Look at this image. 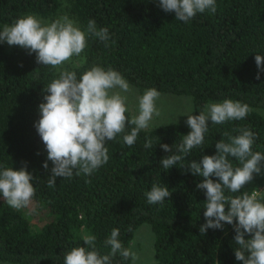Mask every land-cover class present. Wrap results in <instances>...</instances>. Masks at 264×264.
Wrapping results in <instances>:
<instances>
[{
  "label": "trees",
  "instance_id": "1",
  "mask_svg": "<svg viewBox=\"0 0 264 264\" xmlns=\"http://www.w3.org/2000/svg\"><path fill=\"white\" fill-rule=\"evenodd\" d=\"M216 3L215 14H197L185 24L159 8L158 0H0V28L29 14L47 18L64 12L82 30L92 19L98 29H109L114 43L106 48L89 37L81 56L63 66L75 71L77 78L100 64L119 71L140 90L188 95L192 115L209 100L231 99L264 110V71L256 80L254 60L255 54L264 55V0ZM55 78L58 70L38 65L35 53L0 42V165L16 170L27 162L28 171L38 177L28 213L42 212V222L32 227L22 210L11 209L0 198V262L63 264L71 248L86 247V234L95 235L97 249L106 254L109 249L103 241L113 228L120 229L119 238L129 248L135 228L146 223L153 234V264H235L237 246L230 225L199 233L205 222V196L195 185L202 178L176 166L166 171L160 164L171 154L160 144H178L190 131L186 124L148 127L131 147L118 136L106 142L109 160L92 176L57 177L55 187H47L49 174L42 168L46 150L34 124L46 94L43 89ZM126 116L131 118L128 112ZM208 126L203 150L194 149L186 159L214 155L215 143L226 139L223 133L237 135L233 129L240 127L257 134L253 151L264 154V118L254 109L240 121ZM145 137L153 148L144 147ZM154 183L167 186L171 193L162 206L147 203L145 192ZM255 190L264 196V175H254L241 192ZM112 264L131 260L117 254Z\"/></svg>",
  "mask_w": 264,
  "mask_h": 264
},
{
  "label": "clouds",
  "instance_id": "2",
  "mask_svg": "<svg viewBox=\"0 0 264 264\" xmlns=\"http://www.w3.org/2000/svg\"><path fill=\"white\" fill-rule=\"evenodd\" d=\"M157 6L165 13H174L175 19L185 24L197 14H215L217 11L216 0H158ZM89 37L98 39L106 48L114 43L107 27L98 29L96 22L90 19L82 30L67 15L45 23L29 14L10 25H3L0 30V42L19 46L29 55L35 53L38 65L58 70V78L43 89L46 94L38 105L39 119L34 124L46 150L42 168L49 174V188L55 187L57 177L92 176L109 160L106 142L121 136L124 144L131 147L138 134L160 114L157 108L160 92L156 88L144 90L138 97V113L129 119L126 116L128 97L122 93H128L130 86L119 71L94 64L77 78L75 71L63 67L73 57L81 56ZM254 60L259 70L255 79L260 80L264 55L255 54ZM252 111L248 104L231 99L209 102L198 115H192V111L185 121L190 131L181 141L172 146L160 144L164 152L171 153L162 158L160 164L166 171L176 166L202 178L195 185L205 196V222L199 227L200 234L205 235L208 229L223 230L225 224L230 225L237 246L234 248L235 259L242 264H264V196L261 190L241 192L252 183L254 175H264V154L253 151L257 134L247 127L233 129L237 135L225 131L226 139L215 143L214 155H203L199 161L186 159L194 149H202L209 131L208 121L212 125H223L240 121ZM129 126H132L130 130ZM144 147L153 148L150 138L145 137ZM21 165L16 170L0 165V198L17 211L32 203L36 195L33 182H38V177L28 171L27 162L22 161ZM170 195L167 186L157 183L145 192L150 205L162 206ZM119 237L120 229L113 228L103 241L109 251L101 254L96 245L97 237L86 234L83 236L86 247L71 248L63 256V264H112L117 254L135 264L136 252L124 247Z\"/></svg>",
  "mask_w": 264,
  "mask_h": 264
},
{
  "label": "rangeland",
  "instance_id": "3",
  "mask_svg": "<svg viewBox=\"0 0 264 264\" xmlns=\"http://www.w3.org/2000/svg\"><path fill=\"white\" fill-rule=\"evenodd\" d=\"M66 5V4H65ZM66 9V7H65ZM67 15L71 20H73L69 14L64 12H59L57 16L52 17H39L42 22L48 23L52 20H55L59 17ZM74 21V20H73ZM2 30V28H0ZM3 44H7L6 42H2ZM128 82V81H127ZM130 91L128 93H122L127 95V108L128 113L132 117L133 115L138 113V97L143 94L144 90H140L135 87L133 84L129 83ZM160 92V97L157 101V108L159 109V116H154L152 121L149 124V127L153 125L171 123V122H180L185 124L187 119V114L191 112V98L185 94H176L170 92ZM223 100H209L206 102H222ZM205 104V105H206ZM255 111L261 113L264 118V110L260 108H253ZM212 124L211 121H208V125ZM23 213L29 217L30 223L32 227H36L35 225H39L42 222L41 214L39 211H35L34 213H28L29 206L27 208L21 209ZM152 240L153 234L150 227L146 223L139 224L135 230L133 231L132 237L129 241V248L136 252L138 259L135 261V264H153V248H152ZM0 264H17L2 261ZM131 264L133 262L131 261ZM235 264H242V262L235 260Z\"/></svg>",
  "mask_w": 264,
  "mask_h": 264
}]
</instances>
